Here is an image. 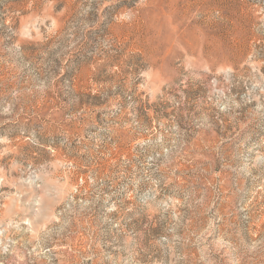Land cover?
<instances>
[{"label": "rangeland", "instance_id": "rangeland-1", "mask_svg": "<svg viewBox=\"0 0 264 264\" xmlns=\"http://www.w3.org/2000/svg\"><path fill=\"white\" fill-rule=\"evenodd\" d=\"M0 264H264V0H0Z\"/></svg>", "mask_w": 264, "mask_h": 264}]
</instances>
